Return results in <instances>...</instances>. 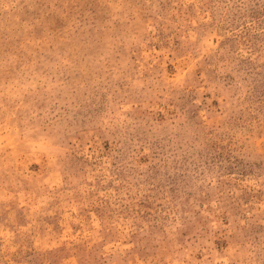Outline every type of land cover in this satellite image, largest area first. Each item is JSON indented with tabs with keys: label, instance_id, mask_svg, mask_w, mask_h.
I'll return each instance as SVG.
<instances>
[{
	"label": "rangeland",
	"instance_id": "obj_1",
	"mask_svg": "<svg viewBox=\"0 0 264 264\" xmlns=\"http://www.w3.org/2000/svg\"><path fill=\"white\" fill-rule=\"evenodd\" d=\"M0 264H264V0H0Z\"/></svg>",
	"mask_w": 264,
	"mask_h": 264
}]
</instances>
